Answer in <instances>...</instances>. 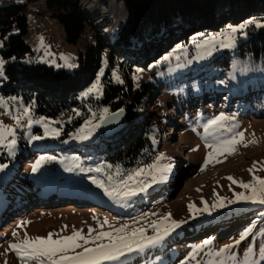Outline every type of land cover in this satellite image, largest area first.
Wrapping results in <instances>:
<instances>
[{"label":"rangeland","instance_id":"rangeland-1","mask_svg":"<svg viewBox=\"0 0 264 264\" xmlns=\"http://www.w3.org/2000/svg\"><path fill=\"white\" fill-rule=\"evenodd\" d=\"M81 5L103 38L116 39L127 18L121 0H81ZM27 6L25 39L32 52L25 61L77 68L91 31L77 43H68L62 25L45 12L43 0ZM234 44L233 36L222 33L180 44L165 56L164 69L158 71L161 60L134 76L140 83L176 66L188 69ZM108 56L105 49L103 69ZM102 74L101 69L82 96L101 95ZM3 77L0 54V80ZM202 79L186 81L176 90L160 89L146 101L143 112H154L163 123L152 133L157 157L124 181L111 179L109 184L93 181L91 172L81 171L79 153H84L73 149L75 135L58 140L61 130L53 119L36 115L33 104L20 96L0 95V264L8 258V264H83L80 255L94 249L100 255L97 264H108L139 252L145 242L150 246L170 237L181 241L170 247L171 264H264V208L248 212L264 205V93L251 91L241 106L226 99L225 91H208ZM101 114L110 112L105 109ZM101 121L84 124L82 136L93 133ZM18 166L23 172L12 178ZM45 185L55 192L49 203L28 205L38 200L33 197L37 191L24 200L17 198ZM68 185L99 201L63 197L60 188ZM136 193L142 196L139 200ZM134 199L138 208L126 206ZM244 212L245 217L237 220ZM253 213L261 217L252 220ZM39 255H48L50 262L43 263Z\"/></svg>","mask_w":264,"mask_h":264},{"label":"trees","instance_id":"trees-1","mask_svg":"<svg viewBox=\"0 0 264 264\" xmlns=\"http://www.w3.org/2000/svg\"><path fill=\"white\" fill-rule=\"evenodd\" d=\"M36 1L39 0H0V54L4 60L0 95L20 96L33 104L36 115L53 119L61 130L58 140L75 135L78 141L72 147L78 153L81 150L84 153V156L79 153L84 166L81 171L85 175L91 172L89 178L93 181L109 184L114 179L122 182L157 157L158 145L152 133L156 125L163 123L157 121L154 112L146 114L142 109L146 101L154 99L158 90H176L184 82L194 83L201 77L202 85L208 91L215 89L214 94L225 91L226 99L241 106L247 101L246 97L252 96L251 91L264 93V0H121L126 7L127 18L114 40L103 38L95 30L81 0H43L45 12L62 25L68 43H77L87 30L92 33L91 42L84 51H80L79 65L74 70L48 62L25 61L32 52L25 39L28 33L27 5ZM219 33L233 36L235 44L222 48L201 64L188 69L176 66L169 73L137 82L135 72L157 66L178 45H188L193 40H204ZM105 49L109 50V56L103 69ZM165 67L163 61L158 71ZM101 69V95L82 96ZM221 85L225 90H219ZM154 104L161 109L156 101ZM105 109L108 113L124 110L126 126L112 135H105L96 128L83 137L81 127L93 119L101 121L104 118L101 111ZM95 114L97 117H93ZM19 170L20 174L23 172V168L18 166L11 177H16ZM28 193L18 198H25ZM134 196H138V200L142 197L137 193ZM137 199L128 201L126 206L138 208ZM257 208H264V205L248 212ZM238 215L237 220H241L245 212ZM259 216L261 214L253 213L251 219ZM177 240L170 237L150 246L145 242L139 252L108 264H171L174 259L170 257V247L181 242ZM95 252L98 251L94 249L93 253L87 251L84 257L80 255V262L97 264L95 259L100 255ZM160 253L162 256L156 259Z\"/></svg>","mask_w":264,"mask_h":264},{"label":"water","instance_id":"water-1","mask_svg":"<svg viewBox=\"0 0 264 264\" xmlns=\"http://www.w3.org/2000/svg\"><path fill=\"white\" fill-rule=\"evenodd\" d=\"M126 124V112L124 110H119L105 116L99 125V129L105 135H112L121 131Z\"/></svg>","mask_w":264,"mask_h":264},{"label":"bare ground","instance_id":"bare-ground-1","mask_svg":"<svg viewBox=\"0 0 264 264\" xmlns=\"http://www.w3.org/2000/svg\"><path fill=\"white\" fill-rule=\"evenodd\" d=\"M187 186H188V188H187V191H188L190 186H189L188 184H187ZM80 191H82V190H80ZM47 192H48V191H47ZM53 193H55L54 190H53V192H51V195H52ZM180 194H181V193H180ZM182 194H184V193H182ZM46 195H47V193L44 192V197H45ZM66 196H69V195L66 194ZM85 196H87V195H85ZM86 198H89V197L87 196ZM7 260H8V259H7ZM40 261H42V260L40 259ZM42 262H43V261H42Z\"/></svg>","mask_w":264,"mask_h":264}]
</instances>
